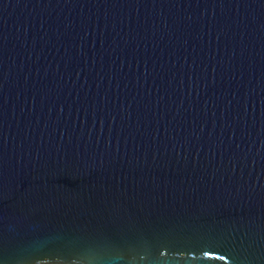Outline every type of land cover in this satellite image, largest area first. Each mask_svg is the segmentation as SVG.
<instances>
[{
  "label": "water",
  "instance_id": "1",
  "mask_svg": "<svg viewBox=\"0 0 264 264\" xmlns=\"http://www.w3.org/2000/svg\"><path fill=\"white\" fill-rule=\"evenodd\" d=\"M0 264H264V0H0Z\"/></svg>",
  "mask_w": 264,
  "mask_h": 264
}]
</instances>
